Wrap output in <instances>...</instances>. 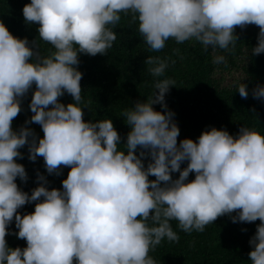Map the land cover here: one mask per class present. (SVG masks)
Wrapping results in <instances>:
<instances>
[{
	"label": "clouds",
	"instance_id": "9594fccd",
	"mask_svg": "<svg viewBox=\"0 0 264 264\" xmlns=\"http://www.w3.org/2000/svg\"><path fill=\"white\" fill-rule=\"evenodd\" d=\"M22 11L51 48L42 55L37 42L14 36L0 21V264H157L150 251L165 239L179 240L172 221L185 233L203 232L233 212V222L260 221L249 257L251 264H264V133L245 125L233 136L211 127L197 140L178 143L180 129L165 103L175 82L165 78L145 101L124 111L130 131L122 145L110 118L84 120L90 105L78 69L79 54L105 55L113 47L122 14L131 15L152 52L170 39L231 51L238 41L235 28L254 24L258 43L251 53L259 55L264 0H31ZM225 60L219 55L214 63ZM145 64L153 77H162L169 60L148 56ZM33 84V115L26 124L41 125L38 142L32 129L12 127ZM237 89L247 98L246 84ZM65 93L72 97L67 105L59 99ZM253 95L264 98V85ZM157 103L165 111H157ZM26 144L29 159L43 157L49 174L70 167L62 190H49L42 174L31 194L18 187L17 177L28 179L17 162ZM33 201L34 212L22 216L18 209ZM13 219L24 248H11L5 239Z\"/></svg>",
	"mask_w": 264,
	"mask_h": 264
},
{
	"label": "trees",
	"instance_id": "16d2710c",
	"mask_svg": "<svg viewBox=\"0 0 264 264\" xmlns=\"http://www.w3.org/2000/svg\"><path fill=\"white\" fill-rule=\"evenodd\" d=\"M30 2L31 0H0V21L14 36L27 38L30 44L37 42L36 50L47 55L51 46L39 41L38 24L26 23L23 16V7ZM114 31L117 39L107 54H79L82 96L90 105V108L83 109L85 121L110 118L121 137V144H126L130 126L123 117L124 111L137 101H145L151 96L157 80L169 78L175 85L170 86L165 94V103L167 110L174 113L173 119L180 129L178 143L185 138L197 140L203 131L210 130L211 127L226 129L233 136L245 125L264 133V98L253 95L258 85H264V53H251V48L258 43V26H237L235 33L238 41L231 51L213 50L211 47L205 49L195 39L182 44L170 39L163 50L152 52L140 36L138 25L133 22L131 15L122 14L121 22ZM215 53L225 56V62L214 63ZM148 56H160L169 60V66L162 77L150 74V66L145 64ZM233 70L240 71L241 79L223 85L224 73ZM241 82L247 85V98L241 97L237 89ZM35 87L33 84L21 99V111L13 120L12 127L14 130L21 127L32 129L38 142L44 135L41 125L34 122L26 124L33 115L30 102ZM59 99L65 105L72 102L68 93ZM153 107L157 111H165L159 103ZM136 151L139 154V147ZM20 152L22 158H17V162L24 165L28 176L27 181L17 177V185L22 191L31 194L39 186L41 181L38 180V174L46 178L49 190H62V181L67 178L70 167L61 166L59 175L49 174L43 157L38 156L35 161L29 159L27 144ZM149 160L150 157L144 158L145 167ZM187 163L182 162L181 169ZM172 177L178 178L179 173H172ZM194 177L195 174L190 173L188 179L192 180ZM149 179L154 180L155 177L149 176ZM37 202L25 204L18 212L22 216L34 212ZM236 215L237 212H233L218 217L203 232L185 233L178 228L176 221H172L179 240L169 242L165 239L149 255L157 264H251L249 253L252 246L249 241L260 221L233 222L232 216ZM8 229L9 234L5 239L9 247L27 246L26 240L19 239L16 235L18 229L15 219Z\"/></svg>",
	"mask_w": 264,
	"mask_h": 264
},
{
	"label": "rangeland",
	"instance_id": "374dc122",
	"mask_svg": "<svg viewBox=\"0 0 264 264\" xmlns=\"http://www.w3.org/2000/svg\"><path fill=\"white\" fill-rule=\"evenodd\" d=\"M215 57H217L218 55L215 53L214 54ZM219 74H216V76H218ZM241 79V74L240 71L237 70H233L229 73H224L223 77H222V84L226 85V84H230L232 83L234 80H240Z\"/></svg>",
	"mask_w": 264,
	"mask_h": 264
}]
</instances>
